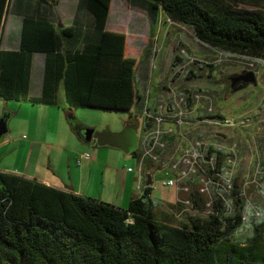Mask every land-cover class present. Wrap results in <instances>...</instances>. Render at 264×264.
I'll list each match as a JSON object with an SVG mask.
<instances>
[{
  "label": "trees",
  "instance_id": "trees-1",
  "mask_svg": "<svg viewBox=\"0 0 264 264\" xmlns=\"http://www.w3.org/2000/svg\"><path fill=\"white\" fill-rule=\"evenodd\" d=\"M57 1L36 3L56 5ZM134 1L147 7L150 32L159 13H164L190 27L203 45L264 61L262 12L224 6L222 0ZM79 3L91 14L97 38L90 32L88 42L62 49V38L77 37L76 25L59 27L60 20L54 23L25 15L18 48L0 49V99L58 104L61 86L67 118H72L74 106L135 111L142 98L135 95L136 66L141 59L125 55V33L106 30L110 0ZM7 5V0H0V29ZM35 52L46 55L39 96L29 95ZM240 84L245 83L231 88L237 91ZM129 121L137 127L135 120ZM131 153L137 157L136 150ZM243 185L235 176L233 194ZM251 187L249 183L246 195ZM242 200L236 198L235 216L225 217L226 224L220 212L207 217L187 214L185 222L177 224L159 218L147 195L129 200L126 208H116L35 178L0 171V264H264L263 225L244 243L232 238Z\"/></svg>",
  "mask_w": 264,
  "mask_h": 264
},
{
  "label": "rangeland",
  "instance_id": "rangeland-1",
  "mask_svg": "<svg viewBox=\"0 0 264 264\" xmlns=\"http://www.w3.org/2000/svg\"><path fill=\"white\" fill-rule=\"evenodd\" d=\"M75 2L76 0H62L60 13L66 14L70 11V6H76ZM129 2L130 0H111L109 27L119 32L130 31L126 54L135 56L138 60L141 59V63L136 66V97L141 94V88L150 77L151 93L155 87L160 89L155 90L153 98L156 101L162 99L159 93L161 89L164 90L163 85L169 82L167 75L170 66L176 60L175 53L181 48L199 59L208 61L210 67L208 65L197 67L193 64L187 66L186 75H182V78L174 83L177 88L202 89L213 98L214 107L226 116H238L245 113L256 116L255 133L252 132V126L233 128L228 130L227 140L235 141L238 146L235 175L243 182L252 184L250 193L243 197V201L247 199L264 204L262 189L264 186V122L259 121L261 118L264 119V65L249 56L203 45L195 38L190 27L178 22H173L169 31L160 33L158 53L153 58L152 32L149 31L147 40L145 39L144 42V36L148 30V16L136 11L139 9L135 7L130 8ZM222 4L264 13L262 0H222ZM161 19L164 21L165 15L159 13L155 22L157 28L160 24L158 20L161 21ZM153 60L155 65L152 68L150 64ZM245 69L254 71L256 81L240 84L241 87L237 91L233 90L229 85L230 78L241 74ZM139 111L138 105L134 112L74 106L71 108L72 118H67L65 115L61 118L55 114H37L26 103L0 99V118L5 113L10 114L6 119L7 132L0 138V168L15 169L21 172V175L29 174L38 179L42 176L70 187L75 179L76 160L80 153H88L93 158L94 149L110 148L101 147L95 138L86 141L83 136L84 131L92 128L94 132L99 133L120 132L130 119L135 120V115ZM118 153H120L119 160L113 155L107 159L111 167L123 170L122 168L130 165L133 176L137 174L136 157L132 153L124 154L120 150ZM100 171L97 168V175L94 177V182H91L93 193L97 195L102 193L99 186L105 183ZM154 177L155 180H159L161 174L156 173ZM119 181L122 182L121 178ZM125 206L126 204L123 207ZM262 233L264 236V225ZM246 238L248 237L238 242L244 243Z\"/></svg>",
  "mask_w": 264,
  "mask_h": 264
},
{
  "label": "built area",
  "instance_id": "built-area-1",
  "mask_svg": "<svg viewBox=\"0 0 264 264\" xmlns=\"http://www.w3.org/2000/svg\"><path fill=\"white\" fill-rule=\"evenodd\" d=\"M158 23L160 33H165L173 21L165 16V20H158ZM159 31L152 36L153 58L158 53ZM175 55L179 58L170 66L167 75L169 82L163 85L164 90L161 89L159 93L162 99L156 101L153 98L150 77L141 88L140 111L135 115L138 198L146 195L150 198L146 189L151 192L156 188L154 174L160 173L159 185L173 191L174 204L179 207L180 214L207 217L211 213L219 215L220 212L222 215L219 218L226 224L225 217L235 216L236 198L245 197V189L251 183L244 182L240 192L233 194L238 146L235 141L227 140L228 130L252 126L255 133L256 116L249 113L226 116L214 107L213 98L202 89L177 88L174 82L186 75L187 66H207L209 62L189 54L184 48ZM255 61L264 63L260 58ZM150 65L154 67V60ZM259 121L263 123L264 119ZM82 156L88 158L89 154ZM262 189L264 191V186ZM222 197L233 201L230 215H224Z\"/></svg>",
  "mask_w": 264,
  "mask_h": 264
},
{
  "label": "crops",
  "instance_id": "crops-1",
  "mask_svg": "<svg viewBox=\"0 0 264 264\" xmlns=\"http://www.w3.org/2000/svg\"><path fill=\"white\" fill-rule=\"evenodd\" d=\"M8 5L7 9L3 14V25L0 29V49H17L21 41V28L23 27V17L25 15H31L37 17L45 18L51 22H56L60 20L64 25H76L77 28V37L75 40L62 38L61 48H76L83 44V41H89L88 35L91 32L93 38H97V34L93 32L92 27V16L85 7L84 3H79V0H76V6H70V11H67L66 14L60 13L62 10L61 3L62 0H58L56 5H51L50 2H43L37 4L36 0H7ZM130 8H136L144 14H147V7L142 6L140 3L130 0ZM127 7V8H129ZM132 10V9H131ZM111 12V0L110 8L106 19V30L118 31L112 27H109V13ZM148 16V14H147ZM148 30L144 36V42L147 40V35L150 29V20L148 16ZM161 28V27H160ZM160 29L154 26L152 34L154 35ZM169 31V30H168ZM119 32V31H118ZM126 35V45L124 47L125 55L126 47L128 43V31H120ZM160 33V31H159ZM160 37V36H159ZM146 39V40H145ZM129 56V55H127ZM46 60L45 53L35 52L32 55V61L30 66V78H29V95L39 96L43 90V79L45 77L44 62ZM158 88H154L153 93ZM159 91V89L157 90ZM156 91V92H157ZM62 96V97H61ZM14 100V99H8ZM16 101V100H14ZM58 104H48V103H35L31 104L28 101H16L21 103H26L28 106L37 114H55L56 116L63 117L65 115V105L64 92L61 86L58 89L57 96ZM22 106V105H21ZM101 147H110L102 148L104 150H93V158L89 155L88 158L83 157L84 153L78 155L77 170L75 173L74 182L72 186L63 185L59 182H54L48 180L45 177L35 178L29 174H24L26 177L35 178L40 182L45 183L48 186L56 187L63 189L64 191H71L82 196L91 197L97 199L98 201H103L106 203L113 204L116 208H126L129 200L138 198V190L136 189L137 179L136 174L133 176V169L130 165L126 168L115 169L111 167L107 159L113 155L118 160L120 159V153L118 149L111 146H101ZM115 149V150H110ZM122 152V151H121ZM123 153V152H122ZM131 153V152H130ZM125 154V153H124ZM136 157V156H135ZM137 159V157H136ZM138 162V160H137ZM109 164V165H108ZM97 168L100 169L101 178H103L105 183H102L101 189L102 193L95 194L91 188V182H94V177L97 175ZM0 171L12 172L18 175L22 173L17 170H9L8 168H0ZM118 177V178H116ZM121 178L122 182L119 181ZM108 188V189H106ZM106 189V190H105ZM175 195L171 189L161 187L159 185V180H157L156 188L150 192V207L156 213V215L164 219L166 222L173 223H183L187 219V214H180L179 207H176L174 204ZM126 204L125 207H123Z\"/></svg>",
  "mask_w": 264,
  "mask_h": 264
},
{
  "label": "water",
  "instance_id": "water-1",
  "mask_svg": "<svg viewBox=\"0 0 264 264\" xmlns=\"http://www.w3.org/2000/svg\"><path fill=\"white\" fill-rule=\"evenodd\" d=\"M59 27H62V23L58 24ZM255 74L252 70H247L244 73L239 75H233L230 78V87H233L238 83H248L255 82ZM7 120L0 118V138L7 132ZM84 139L90 141L92 138H95L98 145L100 146H111L127 154L131 151L133 152L137 147V128L133 122L128 121L124 129L120 132H94V129L88 128L83 133ZM148 184L151 183L150 176L148 175Z\"/></svg>",
  "mask_w": 264,
  "mask_h": 264
},
{
  "label": "clouds",
  "instance_id": "clouds-1",
  "mask_svg": "<svg viewBox=\"0 0 264 264\" xmlns=\"http://www.w3.org/2000/svg\"><path fill=\"white\" fill-rule=\"evenodd\" d=\"M227 177L228 174L225 173ZM224 199V215H230L233 211V201L227 197ZM264 225V204L256 203L252 200H246L241 210L239 222L232 232L234 240H240L244 237L251 238L255 234V229Z\"/></svg>",
  "mask_w": 264,
  "mask_h": 264
}]
</instances>
